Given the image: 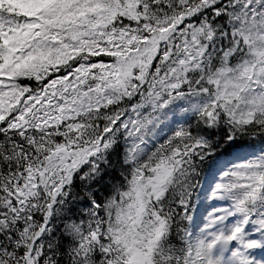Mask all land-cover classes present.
Wrapping results in <instances>:
<instances>
[{
	"label": "snow or ice",
	"instance_id": "1",
	"mask_svg": "<svg viewBox=\"0 0 264 264\" xmlns=\"http://www.w3.org/2000/svg\"><path fill=\"white\" fill-rule=\"evenodd\" d=\"M0 264H264V0H0Z\"/></svg>",
	"mask_w": 264,
	"mask_h": 264
}]
</instances>
